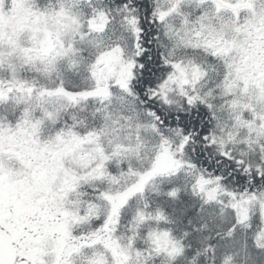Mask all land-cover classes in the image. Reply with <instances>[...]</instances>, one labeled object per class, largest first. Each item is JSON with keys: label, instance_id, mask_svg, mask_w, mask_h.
<instances>
[{"label": "snow or ice", "instance_id": "obj_1", "mask_svg": "<svg viewBox=\"0 0 264 264\" xmlns=\"http://www.w3.org/2000/svg\"><path fill=\"white\" fill-rule=\"evenodd\" d=\"M0 264H264V0H0Z\"/></svg>", "mask_w": 264, "mask_h": 264}]
</instances>
